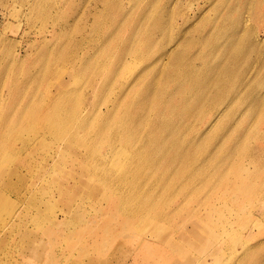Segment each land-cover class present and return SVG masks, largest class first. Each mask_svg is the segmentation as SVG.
I'll list each match as a JSON object with an SVG mask.
<instances>
[{
	"label": "rangeland",
	"instance_id": "374dc122",
	"mask_svg": "<svg viewBox=\"0 0 264 264\" xmlns=\"http://www.w3.org/2000/svg\"><path fill=\"white\" fill-rule=\"evenodd\" d=\"M0 264H264V0H0Z\"/></svg>",
	"mask_w": 264,
	"mask_h": 264
}]
</instances>
